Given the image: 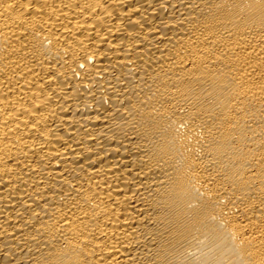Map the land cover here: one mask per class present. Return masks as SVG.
Wrapping results in <instances>:
<instances>
[{"label":"bare ground","instance_id":"1","mask_svg":"<svg viewBox=\"0 0 264 264\" xmlns=\"http://www.w3.org/2000/svg\"><path fill=\"white\" fill-rule=\"evenodd\" d=\"M0 264H264V0H0Z\"/></svg>","mask_w":264,"mask_h":264}]
</instances>
